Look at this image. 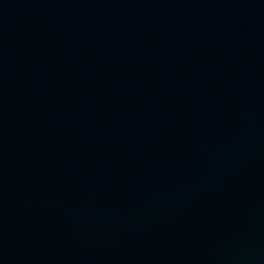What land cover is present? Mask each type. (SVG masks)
Here are the masks:
<instances>
[{
  "label": "water",
  "instance_id": "water-1",
  "mask_svg": "<svg viewBox=\"0 0 264 264\" xmlns=\"http://www.w3.org/2000/svg\"><path fill=\"white\" fill-rule=\"evenodd\" d=\"M0 264H264V0H0Z\"/></svg>",
  "mask_w": 264,
  "mask_h": 264
}]
</instances>
